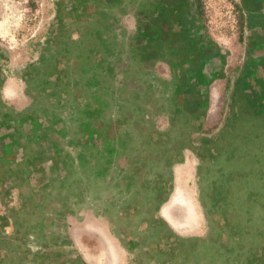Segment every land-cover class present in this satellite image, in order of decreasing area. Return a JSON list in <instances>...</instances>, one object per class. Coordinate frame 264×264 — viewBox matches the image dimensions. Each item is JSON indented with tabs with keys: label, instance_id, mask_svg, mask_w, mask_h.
Wrapping results in <instances>:
<instances>
[{
	"label": "flooded vegetation",
	"instance_id": "obj_1",
	"mask_svg": "<svg viewBox=\"0 0 264 264\" xmlns=\"http://www.w3.org/2000/svg\"><path fill=\"white\" fill-rule=\"evenodd\" d=\"M54 2L56 15L43 37L40 55L30 62L32 65L23 75L31 103L22 107L4 104V108H0V186L8 194L19 189L20 221L37 213L51 217L48 200L56 198L59 192L63 201L74 190L73 194H86L84 201L73 196L78 205L75 213L82 215L88 207L107 223L123 245L127 264H242L243 260L245 264H262L264 239L260 238L259 247L256 230L261 226L256 222L257 215L253 224H246L248 230L234 227L232 220L212 219L222 225L216 229L217 235L211 232L206 238H200L179 233L163 214V207L173 189L175 191L173 181L168 178L171 161L178 152L177 145L194 148L192 132L200 131L203 126L210 107V86L225 73L226 54L207 30L201 0ZM242 2L241 12L247 11L249 16L250 49L235 88L231 116L217 143L204 138L212 161L233 158L219 154V144L224 143L227 130L236 129L238 133L244 116L253 124L260 120L264 127V0ZM130 52L135 53L134 58L130 57ZM2 60L0 53V62ZM163 63L169 66V73L160 69ZM125 64H130V68ZM156 65L158 71L154 73ZM126 72L130 76L138 75L136 78L145 89L144 100L149 102L151 97L153 108L138 100L136 106V99L120 95L124 84L116 86L115 82ZM0 91L3 93V89ZM127 92L137 93L135 89H127ZM67 107L71 123L60 125L56 118L49 119L50 113L61 119L59 114ZM37 110L42 114L41 120L33 117ZM157 110L170 114L168 128L152 121ZM120 112L122 117L118 115ZM130 115L138 121L133 123ZM67 129L72 132L68 143L80 147L73 169L67 161L68 155L61 153L58 143L48 137L50 131L60 137L67 136L71 133ZM167 130L172 131L173 140H166L159 152L162 141L154 135ZM112 133L117 135L113 137ZM240 141L244 142L243 139L234 142L238 145ZM131 146H137L138 157L129 155L134 151ZM166 146L173 160L166 158ZM181 156L178 159L183 161ZM121 158L134 164L119 167L115 163ZM39 178L44 184L38 183ZM253 184L257 186L255 181ZM109 192L115 195L100 203L99 212L95 203L102 202V196ZM66 209L62 205L58 215L66 216L71 211ZM2 218L0 215V226L6 228L8 220ZM55 220L52 217L49 224L42 218L41 223L38 220L36 224L55 225ZM45 235L50 236L54 249L63 248L64 252L58 255L65 258L68 247L65 234L54 236L46 232ZM63 235L64 239L57 243ZM26 236L29 239L22 261L46 264L49 251L37 250L47 246L42 242L37 244L36 233ZM247 240L252 243L243 258L235 248L238 242ZM227 247L233 248L228 256ZM78 261L64 263L63 260L58 264H80L79 258Z\"/></svg>",
	"mask_w": 264,
	"mask_h": 264
},
{
	"label": "rangeland",
	"instance_id": "obj_2",
	"mask_svg": "<svg viewBox=\"0 0 264 264\" xmlns=\"http://www.w3.org/2000/svg\"><path fill=\"white\" fill-rule=\"evenodd\" d=\"M201 2L203 20L207 30L220 43L222 50L226 54L225 73L222 79L210 86L209 91L212 92L210 107L204 118L203 126L200 131L192 132L194 148L184 149V144L181 145L178 143L177 145L178 152L174 154V161H171L170 175L168 178L173 181L175 191L173 189L171 198L163 207V214L173 222L179 233L200 238H206L211 232L216 234V229L222 225L214 223L213 220L215 218H222L227 221L232 220L234 227H243L245 230H248L249 228L247 226L253 224V219L257 215L256 222L261 226L258 231L256 230L259 238H257V242L260 247V238L264 239V186H258V182L260 181L255 182L257 185L255 186L253 181L259 176L264 177V155L263 157L260 156L264 154V127L262 123H260V120H257L253 124L249 117L244 116L238 125L240 131H244L249 135L253 130L258 137L252 140L241 137L244 142L242 143L240 141L241 144L239 143L238 145L234 142L235 139L237 141L239 139L234 136L236 129L227 130V133L224 134L225 144H219L221 155H223L222 152L226 154L229 149V154L226 155H231L237 161L236 166H227L219 160L212 161L209 144L204 141V138H207L209 142L217 143V137H220L226 121L233 112L235 88L243 72V67L248 59L247 55L250 49L249 16L247 11H245L244 15L240 10V4L243 3L242 0H201ZM55 15L56 4L54 0H0V53L3 54V60L0 62V89L5 90V87L2 88L3 85L11 80V78L16 77L18 79L17 83L15 81V84L18 86L17 89L19 91V99L17 100L12 97L4 98V94L0 91V108H4V104L6 106L15 105L22 107L26 106L29 102L31 103V100L26 94V83L23 75L28 67L32 65L30 62L36 57H39L40 50L43 46V37H45L47 30L52 25ZM134 55L135 53L130 52L131 58H134ZM124 61L127 62L128 59ZM129 65H127L128 69L130 68ZM159 66L163 72L169 73V66L166 63L160 64ZM155 70L158 71V65L154 67V73H156ZM122 75V79L118 78L115 82L116 86H120L122 83L124 84V86H121L125 87V89H122L124 91L120 95L123 97L130 96V98L133 97L136 99V106L138 100L145 103L147 107H152L153 99L151 97H149V102H145L144 100L143 95H145V89L141 88L140 82L136 78L138 75L130 76L128 72L122 73ZM211 87L214 89H211ZM126 88L128 90L133 89V91L135 89L137 93L132 92V94H128L131 92H127ZM68 112L69 108L67 107L64 113L59 114L62 120L57 119L56 114L50 113L48 117L52 120L56 118L60 125L64 123L68 125L71 123L68 122ZM121 113L118 115L122 117ZM135 115L140 116L138 113H135ZM33 117L41 120L42 114L37 110L34 112ZM130 117L133 123L138 121L134 118L135 116L130 115ZM152 121H156L157 124L165 125L168 128L170 114L157 110L155 112V119L152 118ZM36 129L38 130L40 128L36 127ZM67 130L71 132L69 129ZM131 132L136 134V131ZM171 132L167 130L154 135L162 141L158 146L159 152H162L161 149L164 148L166 140H173V136H170ZM116 135V133H112L113 137ZM70 136H72V132L62 137L55 132L50 131L48 133L49 139L53 138L58 143L57 145L60 147L59 151L68 155L69 159L67 161L70 168L73 169V161L75 160V156H77L76 154H79L80 147H74L68 143V141L70 142L72 140ZM220 140L223 139L221 138ZM239 145L245 146L240 150ZM167 146L166 151L164 150L165 156L173 160V155L169 153L170 151L167 149ZM136 147H130L134 151L129 152V155L133 157L139 156L140 153L135 151ZM246 151H251L253 155H250ZM256 152L260 155H255ZM180 155L183 156V161L178 159ZM155 156H158V158L161 157L160 155ZM129 159L132 160V158ZM259 160L260 163H258ZM115 164L119 167L123 165L130 166L134 164V161L128 163L126 158H121V161L118 160ZM70 174L72 176V173ZM20 180L23 181L22 179ZM39 180L38 183L40 185L44 184L42 178H39ZM55 185L57 186L58 183H55ZM73 191L71 190L72 193L69 194L68 198L63 199L64 202L60 201L62 195L59 192H56V198L54 197V199L48 200L47 210L49 209L48 212L53 213L51 217H42L37 213L36 215L30 214L23 221H20L22 212L17 211L21 205L19 189H13L8 194L0 186V215L3 217L2 219L8 220L5 223L6 228L0 226V264H26L25 261H22V258L26 252V241L29 239H27L26 235L31 232L38 235V239H36L37 244L42 242L47 246L37 250V252L44 251V253L49 251L45 259L47 261L46 264H58L63 260L64 263L70 261L77 263L78 258L80 259V264H127L125 262L127 260L125 251L122 250L114 238L111 244V247L113 245L114 251L109 253L107 252L105 243L101 240L102 237H100V234L95 232V234L91 233L84 228V224L100 219L88 207L86 209L84 208L86 211L84 212L83 210L84 213L82 212V215L75 213L78 205L72 199L73 196H78L84 201L86 200L84 198L86 194L79 192V196L73 194ZM114 195L110 192L109 194L103 195L102 202L95 203L97 210L100 212L102 207L100 203H104L105 199H110ZM38 200L40 201L41 198ZM171 200L172 210L169 211L167 205ZM256 202L257 204L255 205ZM62 205L67 208L66 211L71 210L64 217L59 216L57 213L62 211ZM15 206L18 208L15 209ZM29 207L33 210L36 209L32 205H29ZM251 209H254L255 212ZM52 217L57 219V221L55 220V225L38 226L36 224L38 220L41 223L42 218L44 222L52 223ZM57 222L60 226H58ZM77 229H84L86 231L82 235L81 244L85 249H82V251L83 253L85 251L87 254L86 258L88 257L89 260L81 253L79 249L80 245L77 246L70 236L72 231ZM46 232L54 236L58 233L65 234L66 244L68 245L65 250V258L62 256V259L61 254L60 256L58 255L64 252L63 248L54 249V243H52L50 236L47 237L45 235ZM63 239L64 235L62 238H58L56 242L59 243ZM251 243L248 240L247 242L237 243L235 249L236 252L240 253L239 256H243L244 258V253ZM229 250H233V248H226L227 256L229 255ZM12 254L18 255L17 257H10ZM261 262L264 264V261ZM36 264H40V262H36ZM242 264H245V260L242 261Z\"/></svg>",
	"mask_w": 264,
	"mask_h": 264
},
{
	"label": "crops",
	"instance_id": "obj_3",
	"mask_svg": "<svg viewBox=\"0 0 264 264\" xmlns=\"http://www.w3.org/2000/svg\"><path fill=\"white\" fill-rule=\"evenodd\" d=\"M131 24L132 23L129 21V26ZM17 79H16V77L15 78H11L9 84L7 86H5V90H3V94H4L3 96H4V98H7V97L10 98V97H12L15 100L19 99V91L17 89L18 86L15 84V81L17 83ZM171 202H172V200L167 205L168 206L167 208H168L169 211L172 210V208H171V206H172ZM84 225H85L84 228L86 230H88L89 232H91V233H94L95 232V233H99L100 234V237H102L101 238L102 242L105 243V245H106L105 247L107 249V252L110 253V252H113L114 251L113 245L111 247V244L113 242V240H112L113 238L119 243L120 247L124 251L123 245L121 244V241H120L119 237L111 230L110 226L107 223H105V222L100 221V220L97 219L95 221H91V222H89L87 224H84ZM83 230L84 229H82V230L81 229H77V230L72 231L71 238H72L73 242L77 246L80 245L79 246V249H80L81 253L84 254L83 256L86 258L87 254L85 253V251L83 253L82 249L83 250H85V249L83 248V245L81 244V242H82L81 241L82 235L86 232L85 230L84 231ZM107 258H109V256H107ZM86 259L89 260L88 257ZM125 262H127V260Z\"/></svg>",
	"mask_w": 264,
	"mask_h": 264
},
{
	"label": "trees",
	"instance_id": "obj_4",
	"mask_svg": "<svg viewBox=\"0 0 264 264\" xmlns=\"http://www.w3.org/2000/svg\"><path fill=\"white\" fill-rule=\"evenodd\" d=\"M242 121V119H241ZM235 137H238L239 139H241V137H245V139H249V140H252L253 138H257L258 136H256V134L254 133V131L252 130L249 135H247V133H245L244 131H238V133H236L234 135ZM245 146V145H239V148L240 150H242L241 148ZM247 152V151H246ZM254 152V150H253ZM219 154H221V151L218 152ZM249 153L250 155H253V153L251 151L247 152ZM222 154L226 155V154H229V149L227 151V153L225 154L224 152H222ZM255 155H260L258 154L257 152L255 153ZM264 154H261L260 156L263 157ZM217 159V158H216ZM261 159V157H260ZM222 163H225L227 166L231 165V166H236L237 165V161L235 159H231V158H226L225 160L222 161ZM258 163H260V160L258 161ZM227 169V168H225ZM257 181H260L258 182V186H264V177L263 176H259L258 178L255 179V182L257 183Z\"/></svg>",
	"mask_w": 264,
	"mask_h": 264
}]
</instances>
